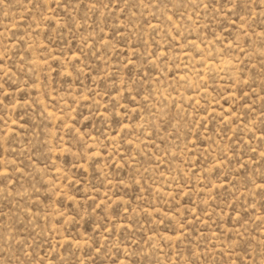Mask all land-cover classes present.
I'll use <instances>...</instances> for the list:
<instances>
[{
  "label": "rangeland",
  "instance_id": "374dc122",
  "mask_svg": "<svg viewBox=\"0 0 264 264\" xmlns=\"http://www.w3.org/2000/svg\"><path fill=\"white\" fill-rule=\"evenodd\" d=\"M0 264H264V0H0Z\"/></svg>",
  "mask_w": 264,
  "mask_h": 264
}]
</instances>
